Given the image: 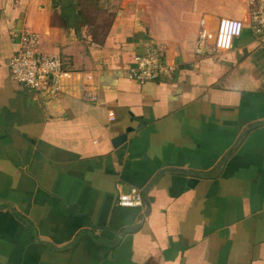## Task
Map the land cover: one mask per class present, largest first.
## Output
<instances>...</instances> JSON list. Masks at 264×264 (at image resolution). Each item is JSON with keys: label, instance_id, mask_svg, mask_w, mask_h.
Returning a JSON list of instances; mask_svg holds the SVG:
<instances>
[{"label": "crops", "instance_id": "crops-1", "mask_svg": "<svg viewBox=\"0 0 264 264\" xmlns=\"http://www.w3.org/2000/svg\"><path fill=\"white\" fill-rule=\"evenodd\" d=\"M221 17L243 21L232 47L195 53L201 19ZM24 30L61 57L59 95L11 76ZM151 48L171 73L131 80ZM262 119L247 0H0V264H264V126L248 129ZM169 167L209 177L186 189L164 172L143 217L117 204Z\"/></svg>", "mask_w": 264, "mask_h": 264}, {"label": "built area", "instance_id": "built-area-1", "mask_svg": "<svg viewBox=\"0 0 264 264\" xmlns=\"http://www.w3.org/2000/svg\"><path fill=\"white\" fill-rule=\"evenodd\" d=\"M251 27L257 34H264V0H247ZM194 51L204 55L213 51H224L232 47L233 39L239 36L244 24L241 19L221 17L215 30L210 29L204 19L200 21ZM17 50L8 59L11 76L22 85L55 97L62 92L63 61L59 55L42 54L38 51L39 39L29 30L17 36ZM172 67L166 63L163 54L157 48L147 49L135 55L128 67L129 78L138 83L156 80L171 73ZM83 97L96 100V95L85 90ZM117 204L122 207H142L140 192L120 193Z\"/></svg>", "mask_w": 264, "mask_h": 264}, {"label": "water", "instance_id": "water-1", "mask_svg": "<svg viewBox=\"0 0 264 264\" xmlns=\"http://www.w3.org/2000/svg\"><path fill=\"white\" fill-rule=\"evenodd\" d=\"M256 126H264V119H262L261 121H257L255 123H252L248 127V129H252V128L256 127ZM125 136H126L125 134H121V135L115 137L113 139V141H112L113 144L114 145L119 144L125 138ZM238 141H239V139H238ZM233 149H234V146L230 147V149L223 156V158L221 160V162H222L223 165L225 164L226 160L228 159V157L232 153ZM167 171H169V172H178V173H182V174L188 175V177L185 179V184H184V187L186 189L194 186L198 182L199 179L209 177V175L202 174V173H198V172H195L193 170L186 169V168H181V167H169V168L162 169L161 171H159L154 176V178L152 179V181L147 185V187H145V189L142 191V193L140 192L141 193V196H142V200H143V205H144V208H145L144 209V213L141 215V217H143L144 215H147L148 214V209H149V202H148L147 198L144 196V193L148 189H150V187L155 183V181L160 177V175H162L164 172H167ZM137 226H138V224H136V225H134V226L126 229V231L129 230V229H132L134 227H137ZM119 236H122V234H120ZM71 243L72 242H70L69 244H71ZM65 246H67V245H65Z\"/></svg>", "mask_w": 264, "mask_h": 264}, {"label": "rangeland", "instance_id": "rangeland-1", "mask_svg": "<svg viewBox=\"0 0 264 264\" xmlns=\"http://www.w3.org/2000/svg\"><path fill=\"white\" fill-rule=\"evenodd\" d=\"M105 16H107V15H105Z\"/></svg>", "mask_w": 264, "mask_h": 264}]
</instances>
